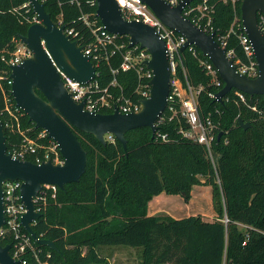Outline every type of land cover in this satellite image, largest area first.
<instances>
[{
  "label": "trees",
  "instance_id": "1",
  "mask_svg": "<svg viewBox=\"0 0 264 264\" xmlns=\"http://www.w3.org/2000/svg\"><path fill=\"white\" fill-rule=\"evenodd\" d=\"M39 1L45 4L55 23L62 16L66 25L79 31L85 45L95 42L82 18L90 15L101 25L96 0ZM241 1L209 3L215 9L212 15L215 40L220 44L221 37L229 36L228 51L234 50L237 58L245 61L239 42V35L244 33L242 24L233 27L236 15L241 18ZM35 19L38 20L28 0H0V123L10 154L21 148L24 137L7 126L11 116L6 109L5 94L11 110L21 117L22 129L29 130L27 135L36 138L42 131L24 111L17 110L9 84L11 68L6 62L16 48V41L36 24ZM189 20L194 23L192 17ZM117 42L126 46L116 50L112 57L110 49L108 56L102 50L94 54L97 80L105 88L118 77V85L112 91L138 100L139 87L148 90V70L139 63L135 69L115 75L113 71L120 69L124 53L133 49L128 36L117 37ZM201 61L210 62L196 46L184 51L187 78L194 88H202L201 116L218 126L214 143L216 166L203 145L183 137L182 130L189 127L179 114L178 101L175 102L178 114L158 122L155 135L150 128L128 132L126 149L117 140L110 142L106 138L104 145L93 135L71 127L87 152L88 166L78 183L58 188L56 194L51 190L45 201L40 202L42 218L34 223L33 230L41 239L53 241L57 249L32 239L39 261L108 264L100 251L124 246L141 248V264H264V96L247 95L244 103L233 90L218 102L211 94L217 95L225 84L217 87ZM180 77L185 82L182 71ZM239 118L251 127L243 129ZM163 136H167L166 141ZM27 160L36 162L34 156H28ZM195 186L212 188L217 214L214 221L206 222L201 215L177 219L149 214V204L156 196L180 195L189 203ZM23 233L29 235L25 229ZM13 243L14 238L9 235L0 240L1 246ZM25 258L29 264H39L32 252Z\"/></svg>",
  "mask_w": 264,
  "mask_h": 264
},
{
  "label": "water",
  "instance_id": "2",
  "mask_svg": "<svg viewBox=\"0 0 264 264\" xmlns=\"http://www.w3.org/2000/svg\"><path fill=\"white\" fill-rule=\"evenodd\" d=\"M96 1V15L108 32L128 36L130 47L147 49L151 55V60L146 62L147 68L153 73L151 93L148 99L142 101V110L127 115L117 109L111 114H98L85 111L84 103H75L52 60L63 72L81 83L96 78L97 69L91 57L84 55L83 47L64 33L65 27H58L52 20L45 4L39 0H28L39 23L32 25L27 35L21 37L33 56L11 68V94L17 107L24 111L35 127L45 130L49 138L59 145L64 165H55L52 161L37 165L31 161L13 159L8 153L7 137L0 123V229L6 221L3 184L7 181H22V202L28 210L21 220L22 225L37 243L54 250L57 247L53 241L41 239L33 230L34 223L42 218V214L36 211L34 200L44 185L64 189L68 184L78 183L85 174L88 155L71 127L93 135L104 145L107 143L106 136L113 135L126 149L128 132L150 128L156 134L157 121L165 112L170 95L171 74L167 48L155 29L142 22L126 20L116 0ZM194 1L183 0L177 7H172L164 0H145V3L167 27L187 39L182 52L196 46L216 68L225 84L216 95L218 102H222L233 90L249 96H264V33L258 22V15L264 16V0H244L241 7L242 26L251 41L259 68V76L255 79L237 71L214 34L206 33L183 15L184 9ZM42 41L52 60L43 49ZM238 122L245 130L251 127L241 118ZM11 247L0 245V264H21L11 256Z\"/></svg>",
  "mask_w": 264,
  "mask_h": 264
},
{
  "label": "built area",
  "instance_id": "3",
  "mask_svg": "<svg viewBox=\"0 0 264 264\" xmlns=\"http://www.w3.org/2000/svg\"><path fill=\"white\" fill-rule=\"evenodd\" d=\"M117 4L122 10V15L126 20L142 22L155 29L157 35L166 44L167 55L169 61V70L171 74L170 79V95L168 98V106L162 116L159 118L158 122L169 118L173 119L178 113L175 107V102L180 103V116L184 119L188 125L187 130H182L183 137L191 141L197 142L203 145L207 151L209 158L212 163L216 166V153L214 149V143L217 137V128L211 119L204 120L201 116L199 96L201 94L202 88L196 89L189 82L186 74V69L183 65V53L182 49L185 46L187 39L178 34L173 29L167 27L147 6L145 0H116ZM166 3L172 7H177L183 0H164ZM199 1V0H196ZM194 1V2H196ZM210 0H202L198 5L187 6L183 15L186 18H193L196 26L201 28L208 34H214L215 31L212 27L213 13L215 11L214 6L210 5ZM235 1V0H234ZM74 3V1H72ZM260 15L259 25L264 33V16ZM84 24L90 28L93 36L95 37V42L89 45L84 44V37L75 28L66 25L63 21L62 16L56 23L58 27L64 26V33L70 38L71 41H76L78 46L83 47V53L85 56L91 57L92 62L97 59L94 54L98 50H102L108 56V50L110 49L112 53L109 56H113L116 50H121L125 48V44H119L117 42V35L108 32L105 27L98 25L96 20H92L90 15H84L82 18ZM242 29L244 30L243 26ZM234 31V30H232ZM216 36V35H215ZM229 36L220 38V46L226 50V54L230 60L233 61V65L237 68V71L246 75L249 78L255 79L259 76V68L257 61L255 59L253 47L251 41L247 34L244 33L239 35V42L243 48L246 55V60L237 58L234 50L227 49ZM130 45V42H129ZM42 46L47 55L52 57L46 48V44L42 41ZM193 46L189 47L192 48ZM124 53L123 62L119 70L113 71L115 75L119 71L128 72L135 69L139 63L146 66V62L151 60V55L147 49H141L139 46L131 47ZM33 52L25 45L21 39L16 41V48L12 53L10 59H6L7 64L12 68L22 64L25 60L31 58ZM5 60V59H4ZM53 65L59 72L61 79L64 83V87L67 92L72 96L75 103H84V110L90 113L98 114H111L105 113L107 111L115 112L119 110L121 114H132L139 113L142 110V101L148 99L151 93V80L153 78V73L148 70L147 77L150 79L148 90H143V86L139 87L138 92L140 97L138 100L133 98H128L123 94H116L112 91V88H116L118 85V77H115L113 82L108 87H102L97 80L98 74L96 72V78L92 79L88 83H81L71 76L63 72L52 60ZM201 64L205 67L207 75L212 78V82L217 87H222V82L219 78V74L216 68L211 62L201 61ZM95 66V65H94ZM96 67V66H95ZM97 69V68H96ZM142 69L139 71L141 72ZM180 71L184 73L186 77L185 82L180 77ZM9 84L12 86V80L10 78ZM237 96L242 102L247 101V95L236 91ZM211 97L216 99V95L211 94ZM5 101L7 104V111L11 116L10 122L7 126L16 132H19L23 137V144L19 150H16L13 154H10L13 159L21 161L27 160L28 156H34L36 162L34 164L41 165L43 163L52 161L55 165H64V158L59 149V145L52 139L49 138V134L41 129V133L36 138L27 135L28 131L22 129L21 117L14 113L10 108V99L7 98L5 94ZM257 107L253 110L257 111ZM17 110H21L17 107ZM165 114V115H164ZM164 115V117H163ZM106 138L110 142H116V138L113 135H107ZM48 139V142H43L42 140ZM166 141L167 136L162 138ZM32 162V161H31ZM33 163V162H32ZM22 181H7L3 184L4 188V206H5V224L0 229V240L7 237V235L14 238V243L10 244L11 251L10 254L14 260L20 261L21 264H29L28 260L25 258L29 252H32L36 259H38L37 251L33 245L32 237L23 233L22 218L27 213V207L22 202L21 188ZM58 187L53 185H44L43 190L40 192L39 196L35 198L36 211L40 213L41 208L39 207L40 202L45 201L46 195L49 191H53L55 194ZM39 261V259H38ZM39 264H47L39 261Z\"/></svg>",
  "mask_w": 264,
  "mask_h": 264
},
{
  "label": "crops",
  "instance_id": "4",
  "mask_svg": "<svg viewBox=\"0 0 264 264\" xmlns=\"http://www.w3.org/2000/svg\"><path fill=\"white\" fill-rule=\"evenodd\" d=\"M163 213L177 219L201 215L206 222L214 221L217 214L213 207L212 188L210 186H195L189 203H186L180 195L163 193L156 196L149 204V214L159 216ZM105 250L107 249L101 250L100 254L107 260L108 264H112L111 260H118L116 252H111L110 256H107L102 252Z\"/></svg>",
  "mask_w": 264,
  "mask_h": 264
},
{
  "label": "rangeland",
  "instance_id": "5",
  "mask_svg": "<svg viewBox=\"0 0 264 264\" xmlns=\"http://www.w3.org/2000/svg\"><path fill=\"white\" fill-rule=\"evenodd\" d=\"M243 1L244 0L241 1V7H242ZM259 17L260 15H258V22H259ZM240 22L242 24V12H241V18H239L238 15H236V18L234 19V22H233V27H238L240 25ZM34 23H39V19L38 20L35 19ZM216 159H217V156H216ZM160 216H169V215L167 213H163ZM106 249L107 250L102 251V252L104 254H107V256H110L111 252H116V255L118 256L117 261L111 260L112 264H141L142 262L141 248L119 246V247H111L110 249L109 248H106Z\"/></svg>",
  "mask_w": 264,
  "mask_h": 264
}]
</instances>
